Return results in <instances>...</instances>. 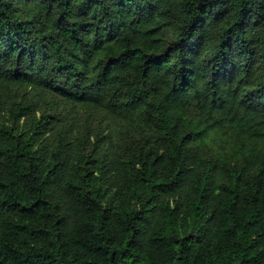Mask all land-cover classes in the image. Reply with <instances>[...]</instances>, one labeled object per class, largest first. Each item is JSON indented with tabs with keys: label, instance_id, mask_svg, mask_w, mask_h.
<instances>
[{
	"label": "trees",
	"instance_id": "trees-1",
	"mask_svg": "<svg viewBox=\"0 0 264 264\" xmlns=\"http://www.w3.org/2000/svg\"><path fill=\"white\" fill-rule=\"evenodd\" d=\"M0 264H264V0H0Z\"/></svg>",
	"mask_w": 264,
	"mask_h": 264
},
{
	"label": "rangeland",
	"instance_id": "rangeland-1",
	"mask_svg": "<svg viewBox=\"0 0 264 264\" xmlns=\"http://www.w3.org/2000/svg\"><path fill=\"white\" fill-rule=\"evenodd\" d=\"M133 117H131L130 119L133 121V119H132Z\"/></svg>",
	"mask_w": 264,
	"mask_h": 264
}]
</instances>
